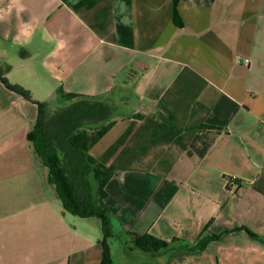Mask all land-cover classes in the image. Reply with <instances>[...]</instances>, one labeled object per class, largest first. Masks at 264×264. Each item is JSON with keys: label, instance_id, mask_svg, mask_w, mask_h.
Returning a JSON list of instances; mask_svg holds the SVG:
<instances>
[{"label": "crops", "instance_id": "obj_1", "mask_svg": "<svg viewBox=\"0 0 264 264\" xmlns=\"http://www.w3.org/2000/svg\"><path fill=\"white\" fill-rule=\"evenodd\" d=\"M83 1L20 0L24 11L0 20L7 81L32 101L61 87L126 116L158 115L164 101L181 125L199 126L187 151L167 146L159 167L117 171L107 183L113 263L264 264V0H99L73 11ZM36 115L0 82V264H100L101 226L63 210L26 140ZM115 120L89 151L104 166L141 126ZM129 233L178 239L174 247L217 239L149 254L132 249Z\"/></svg>", "mask_w": 264, "mask_h": 264}, {"label": "trees", "instance_id": "obj_2", "mask_svg": "<svg viewBox=\"0 0 264 264\" xmlns=\"http://www.w3.org/2000/svg\"><path fill=\"white\" fill-rule=\"evenodd\" d=\"M99 0H86L73 7L78 12L82 8L90 9ZM25 59L27 53L20 52ZM11 70L7 65L0 70V82L3 86L26 101L36 105L37 115L26 136L35 156L47 170V181L54 187L63 210L79 219H97L101 226V262L114 264L109 241L114 239L111 213L106 206V186L117 171L137 169L140 161L152 159L150 169L157 161V155L167 146L175 145L181 151H187L185 139L199 126L189 127L179 123L174 112L166 109L164 101L159 102L158 115L120 114L115 105L104 97H88L66 93L61 87L53 96L42 102L32 101L28 93L18 85L10 84L5 75ZM186 72L191 73L186 70ZM185 72V73H186ZM127 117L141 121V126L122 150L116 161L104 166L89 154L90 149L113 127L115 117ZM151 161V160H150ZM131 244L142 252L153 254L174 249L187 252L202 251L216 236L199 235L194 244L171 246L170 243L150 235L139 236L129 233Z\"/></svg>", "mask_w": 264, "mask_h": 264}, {"label": "rangeland", "instance_id": "obj_3", "mask_svg": "<svg viewBox=\"0 0 264 264\" xmlns=\"http://www.w3.org/2000/svg\"><path fill=\"white\" fill-rule=\"evenodd\" d=\"M18 56H20V54H18ZM11 57V56H10ZM11 59V58H10ZM9 66H11L12 67V65L11 64H8ZM3 66H7V64L5 63ZM2 68V67H1ZM4 69V68H3ZM17 71H15L14 72V77L16 76V73ZM14 78H10V81L11 80H13ZM129 111H130V109H120L118 112L120 113V114H128L129 113ZM167 150H169V149H163L162 151L161 150H159V151H156V153L157 152H159L157 155H160L161 154V152H164V151H167ZM175 151L176 150H178V149H174ZM174 150L172 151V153H174ZM172 153L170 154V155H172ZM150 165L149 164H143V165H137L136 166V168L137 169H147V167H149ZM151 167H153L154 169L155 168H157V167H159V165H156L155 166V164H153V166H151ZM69 218V217H68ZM79 220V219H78ZM93 221L92 222H95L96 224H99V226H100V222L97 220V219H92ZM99 238L101 239V233H99ZM109 246L111 247V253L113 254V252H114V250H115V248L116 247H118V243H117V241H111L110 240V242H109Z\"/></svg>", "mask_w": 264, "mask_h": 264}, {"label": "clouds", "instance_id": "obj_4", "mask_svg": "<svg viewBox=\"0 0 264 264\" xmlns=\"http://www.w3.org/2000/svg\"><path fill=\"white\" fill-rule=\"evenodd\" d=\"M15 7L17 13L24 11L23 5L20 3V0H11L7 10L0 9V20H5L6 16H10L13 8ZM58 48L64 47V43H58Z\"/></svg>", "mask_w": 264, "mask_h": 264}, {"label": "built area", "instance_id": "obj_5", "mask_svg": "<svg viewBox=\"0 0 264 264\" xmlns=\"http://www.w3.org/2000/svg\"><path fill=\"white\" fill-rule=\"evenodd\" d=\"M242 62H243L244 64H248V60H247V59H244Z\"/></svg>", "mask_w": 264, "mask_h": 264}]
</instances>
